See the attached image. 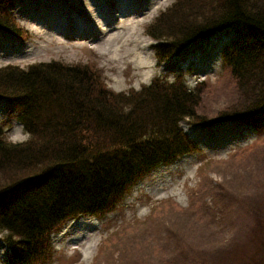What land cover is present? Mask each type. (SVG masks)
I'll return each mask as SVG.
<instances>
[{"label": "rangeland", "instance_id": "rangeland-1", "mask_svg": "<svg viewBox=\"0 0 264 264\" xmlns=\"http://www.w3.org/2000/svg\"><path fill=\"white\" fill-rule=\"evenodd\" d=\"M173 2L12 0L6 12L28 37L0 30V67L87 65L113 92L179 76L189 89L201 85L197 114L214 120L237 101L230 68L221 66L237 32L197 40L159 63L145 28ZM19 114L0 100L6 141L21 125ZM180 127L198 151L146 173L105 216H78L49 235L46 264H264V120L208 128L184 120ZM4 235L0 264L8 254Z\"/></svg>", "mask_w": 264, "mask_h": 264}, {"label": "trees", "instance_id": "trees-1", "mask_svg": "<svg viewBox=\"0 0 264 264\" xmlns=\"http://www.w3.org/2000/svg\"><path fill=\"white\" fill-rule=\"evenodd\" d=\"M0 0V29L25 38ZM234 29L225 56L238 94L214 120L197 114L200 84L154 78L140 90L113 92L82 64L36 63L0 68V98L16 105L30 137L6 141L0 132V233L7 264L45 259L46 238L61 223L105 216L154 168L194 153L180 123L205 128L264 120V0H174L145 28L159 42L158 62L199 39Z\"/></svg>", "mask_w": 264, "mask_h": 264}, {"label": "clouds", "instance_id": "clouds-1", "mask_svg": "<svg viewBox=\"0 0 264 264\" xmlns=\"http://www.w3.org/2000/svg\"><path fill=\"white\" fill-rule=\"evenodd\" d=\"M23 126L19 125L15 133L10 137L12 142L16 141H27L30 137L29 133H22Z\"/></svg>", "mask_w": 264, "mask_h": 264}, {"label": "bare ground", "instance_id": "bare-ground-1", "mask_svg": "<svg viewBox=\"0 0 264 264\" xmlns=\"http://www.w3.org/2000/svg\"><path fill=\"white\" fill-rule=\"evenodd\" d=\"M91 4H92V3H91ZM95 19H96V18H95ZM95 19H92V25H94V24L96 25V23L99 22V21H97V19H96V20H95ZM56 34H57V33H56ZM58 36H60V37H62V38L64 37L62 34H61V35L58 34ZM75 39H76V38H75ZM75 39H74V40H75Z\"/></svg>", "mask_w": 264, "mask_h": 264}]
</instances>
